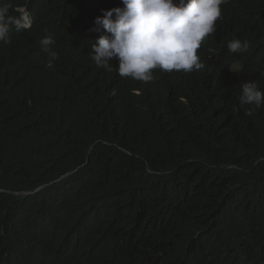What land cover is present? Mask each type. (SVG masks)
Returning <instances> with one entry per match:
<instances>
[{"label": "trees", "instance_id": "1", "mask_svg": "<svg viewBox=\"0 0 264 264\" xmlns=\"http://www.w3.org/2000/svg\"><path fill=\"white\" fill-rule=\"evenodd\" d=\"M0 6L33 19L0 42V264H264V106L239 103L264 91V0H227L203 67L150 82L88 54L121 0Z\"/></svg>", "mask_w": 264, "mask_h": 264}, {"label": "clouds", "instance_id": "2", "mask_svg": "<svg viewBox=\"0 0 264 264\" xmlns=\"http://www.w3.org/2000/svg\"><path fill=\"white\" fill-rule=\"evenodd\" d=\"M227 0H121L122 7L101 9L89 30L100 33L91 43L89 55L97 67L111 71V61L122 78L143 82L153 79V70L164 72L199 71L203 65L197 55L202 41L215 32L221 17V5ZM18 18L9 14L8 6H0V42L8 41L10 26L29 29L32 16L26 7H17ZM54 38L46 35L40 40L42 50L53 60L55 52L49 46ZM231 53H244L247 41L233 39L227 44ZM235 72L238 69H229ZM239 103L264 106V91L255 81L241 86ZM246 115H252L250 108Z\"/></svg>", "mask_w": 264, "mask_h": 264}]
</instances>
